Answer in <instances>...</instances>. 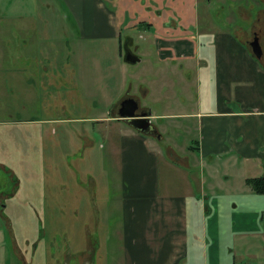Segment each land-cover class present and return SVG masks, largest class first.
I'll return each instance as SVG.
<instances>
[{
  "label": "rangeland",
  "instance_id": "obj_1",
  "mask_svg": "<svg viewBox=\"0 0 264 264\" xmlns=\"http://www.w3.org/2000/svg\"><path fill=\"white\" fill-rule=\"evenodd\" d=\"M11 1L0 0V167L3 166L0 168V250L3 264H24V260L27 264H55L56 257L49 252L55 255L58 248H61V256H57L62 264H124L119 224L121 178L116 151L120 137L117 131L126 130L125 121L94 119L116 117L120 103L128 98L139 103L137 114L146 112H141L143 106L162 111L166 107L163 101L154 102L153 95L145 97L138 90V87H148L143 74L138 76V81L130 78V73L139 71L148 77L146 68L151 64L145 63V59L143 64L126 63L128 81L123 88L113 78L124 62L126 50L137 55V49L125 47L122 40V55L116 66L113 47L107 50L111 44L70 40L52 0H27L22 4H18L19 0ZM195 4L198 37H205L206 33L212 37L234 36L250 55H253L250 43L258 38L262 57L257 62L264 68V0H195ZM62 34H67L68 39ZM132 36L136 44H144L138 39L139 34ZM109 72L112 78L106 79L105 74ZM179 85L174 88L178 103L182 99ZM195 94L196 84L191 80L184 98ZM125 95L129 96L123 98ZM111 101L114 105H110ZM192 105L193 99L189 108ZM150 125L155 133L148 140L160 153L161 185L165 181L162 167L167 157L173 161L174 156L186 159L188 165L180 168L194 182L205 172H212L209 182L215 189L216 184H222L226 173L233 174L213 159H202L194 149L199 139L196 124L188 127L178 126L174 121L153 120ZM113 132L115 139L109 143ZM89 141L93 147L87 144ZM211 163L214 170L207 168ZM175 174L174 169L167 176L168 184L180 181L181 177ZM205 177L202 183L207 186ZM236 183L233 176L230 187ZM41 185L49 189L68 185L69 192L82 185L85 191L77 193L72 202L64 200L63 205L56 199L55 203L43 204ZM12 192L15 196H10ZM225 221L230 226L234 219ZM86 224L91 227L95 224L97 231L98 243L92 260H88L90 254L85 248L89 240L83 232ZM259 227L264 229V223ZM63 233L72 237L74 249L65 247ZM219 235H209V243ZM218 239L225 243L224 236ZM235 240L228 250L234 264H264V234L249 240V247L242 246L247 239ZM16 245L24 260L14 254Z\"/></svg>",
  "mask_w": 264,
  "mask_h": 264
},
{
  "label": "crops",
  "instance_id": "obj_2",
  "mask_svg": "<svg viewBox=\"0 0 264 264\" xmlns=\"http://www.w3.org/2000/svg\"><path fill=\"white\" fill-rule=\"evenodd\" d=\"M25 1L19 0L18 4ZM52 2L70 40L111 44L107 50L113 47L116 66L122 55V40L125 47L137 49V55L131 53L138 59L133 64H143L145 59V63L151 65L146 68L148 77L139 71L130 73V78L138 81V76L143 74V79L149 82L148 87H138V90L145 97L153 95L154 102L163 101L166 105L158 112L146 106L139 107L141 112H150V122L169 120L188 127L196 124L199 139L194 149L200 157L213 159L233 172L226 173L222 184H216L218 188L215 189L209 182L212 172L204 171L199 181L194 182L180 168L188 165L186 159L174 156L173 161L167 157L162 167L165 181L161 185L160 153L148 140V135L134 130L118 114L94 119L125 121L126 130L117 131L120 137L116 151L121 178L119 224L124 264H234L235 260L228 255L231 242L235 243L236 238L247 239L242 246L249 247V240L264 234V229L259 227L264 223V195L255 194L245 183L247 178L264 176V68L234 36L212 37L206 33L205 37H198L195 0ZM136 33L144 44L135 43L132 35ZM62 36L68 39L67 34ZM124 62L120 63L119 72L113 78L123 88L128 81ZM110 77L111 72L105 74L106 79ZM191 80L196 84V94L184 98ZM177 84L181 86L179 103L174 92ZM192 99L194 105L189 108ZM111 134L109 143L115 139L114 132ZM92 143L87 142L90 147ZM213 164L207 168L214 170ZM174 169L181 179L168 184L167 176L170 177ZM205 175L207 186L202 183ZM233 176L237 183L230 187ZM69 190L68 185L50 189L41 185L42 203H55L56 199L63 205L64 200L72 202L78 197L77 193L85 191L82 185ZM13 192L10 196H15ZM76 212L74 208L73 213ZM231 218L234 221L229 226L225 219ZM83 232L89 239L85 245L90 254L88 260H92L98 243L95 224L92 227L86 224ZM209 235L224 236L225 243L216 236L210 244ZM63 236L67 241L63 240L65 247L74 249L72 237L65 233ZM57 244L60 246V241ZM14 254L24 260L17 245ZM49 254L56 257L55 264H62L57 256H61V248L55 255ZM4 262L2 255L0 263ZM24 264H27L25 260Z\"/></svg>",
  "mask_w": 264,
  "mask_h": 264
},
{
  "label": "water",
  "instance_id": "obj_3",
  "mask_svg": "<svg viewBox=\"0 0 264 264\" xmlns=\"http://www.w3.org/2000/svg\"><path fill=\"white\" fill-rule=\"evenodd\" d=\"M250 50L256 59H261L262 51L258 38H255L253 42L250 43ZM124 60L128 64L138 62V59L132 56V54L128 50H126L125 52ZM137 112L138 104L134 99L128 98L120 103V108L118 110L119 117L127 121L128 125L131 126L134 130L138 131L141 134L149 135L153 132L152 126L150 125L149 121L150 112L147 111L145 113L139 114H137Z\"/></svg>",
  "mask_w": 264,
  "mask_h": 264
},
{
  "label": "trees",
  "instance_id": "obj_4",
  "mask_svg": "<svg viewBox=\"0 0 264 264\" xmlns=\"http://www.w3.org/2000/svg\"><path fill=\"white\" fill-rule=\"evenodd\" d=\"M245 183L257 195H264V176L247 178Z\"/></svg>",
  "mask_w": 264,
  "mask_h": 264
},
{
  "label": "flooded vegetation",
  "instance_id": "obj_5",
  "mask_svg": "<svg viewBox=\"0 0 264 264\" xmlns=\"http://www.w3.org/2000/svg\"><path fill=\"white\" fill-rule=\"evenodd\" d=\"M260 42V41H259ZM120 108V107H119ZM119 110V109H118ZM139 114V113H138ZM152 130H153V132L152 133H150L149 135H153L154 133H155V130H154V128L152 127ZM148 135V136H149Z\"/></svg>",
  "mask_w": 264,
  "mask_h": 264
}]
</instances>
